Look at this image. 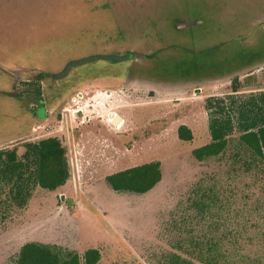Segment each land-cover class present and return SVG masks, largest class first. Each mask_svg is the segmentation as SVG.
<instances>
[{"label":"rangeland","instance_id":"rangeland-1","mask_svg":"<svg viewBox=\"0 0 264 264\" xmlns=\"http://www.w3.org/2000/svg\"><path fill=\"white\" fill-rule=\"evenodd\" d=\"M218 44L230 57L225 72L187 73ZM17 70L31 98L27 86L12 90ZM53 72L61 80L40 76ZM38 88L55 113L47 122L35 119L45 114ZM80 94L83 114L63 112ZM253 105L264 124V0H0V151L22 155L26 143L58 136L71 175L0 217V264H15L31 242L80 255L95 248L99 264L172 255L264 264V163L237 141L241 112ZM215 119H229L231 142L198 162L193 151L211 143ZM181 126L191 142L179 139ZM151 162L162 180L147 194H118L106 182Z\"/></svg>","mask_w":264,"mask_h":264},{"label":"trees","instance_id":"trees-1","mask_svg":"<svg viewBox=\"0 0 264 264\" xmlns=\"http://www.w3.org/2000/svg\"><path fill=\"white\" fill-rule=\"evenodd\" d=\"M192 27L177 31L178 33L188 32L192 30ZM222 49V45L218 44L212 53L205 51V55L201 54L205 58V63L199 59L196 60L195 64L188 66L187 73L193 72L194 75L198 76L202 72L205 75L225 72L224 69L230 67L231 61L230 57L228 59L226 55L219 54ZM247 50L256 53V55L261 54L260 49L256 47ZM244 51L245 48H237L235 55L237 61L244 60ZM216 56L219 58L215 61ZM126 58L129 59L125 57V60ZM118 60H122V58ZM82 62L77 61L74 64ZM239 66L236 65L230 70ZM202 68L205 69L201 71ZM233 90L237 92L236 87ZM36 94L38 96L41 94L39 88L36 90ZM241 113L245 114V117L241 116L239 119L241 127L237 141L241 146L247 148L253 157L264 163V124L258 125V121L254 117L255 105ZM212 124L211 143L193 151V157L198 162L220 156L227 150L231 142L227 133L230 132L229 127H227L229 119H215ZM178 136L181 141L191 142L193 140V135L186 126L179 128ZM24 148L25 152L22 155H19L16 148L0 151V217L3 220L7 218L11 208H25L37 187L48 192H54L65 186L71 176L66 157L67 151L58 136L49 137L39 142L26 143ZM161 180L162 171L159 162H151L106 177L107 184L115 193L136 195L149 193ZM101 259L100 250L95 248L88 249L83 255H80L55 245L31 242L21 248L15 264H99ZM164 264L195 263L184 260L178 255H172Z\"/></svg>","mask_w":264,"mask_h":264},{"label":"flooded vegetation","instance_id":"flooded-vegetation-1","mask_svg":"<svg viewBox=\"0 0 264 264\" xmlns=\"http://www.w3.org/2000/svg\"><path fill=\"white\" fill-rule=\"evenodd\" d=\"M125 61V57H122V60H118L117 59V61H114V62H112L111 64H112V66L113 65H116V64H119V62L121 63V62H124ZM70 66L72 65V64H74V62L73 63H68ZM81 64H83V62L82 63H80V64H75L76 66L78 65H81ZM84 65H87V64H84ZM84 65H82V66H84ZM71 67H73V66H71ZM80 67V66H79ZM74 68H75V66H74ZM19 72L20 71H16L15 72V74H14V77H15V79H14V82H12L11 84H12V86H14L13 87V89L12 90H17L18 89V86L20 85V84H22L23 85V83H19L18 81H20V77H19ZM59 74L60 73H54L53 72V74H50V75H47V74H43V75H40L41 77H43V79H45V78H48V77H51V78H53V80H61V77L59 76ZM7 76H9V75H7ZM12 76V75H11ZM62 77H64V76H62ZM25 84V83H24ZM24 86V85H23ZM25 86H27L26 88V91H25V93H26V95H27V97H29V98H31V95H30V93H31V91L28 89L29 88V86L31 87V85H29L28 83L27 84H25ZM24 86V87H25ZM44 90V89H43ZM11 93V92H10ZM32 96L33 97H35V99L38 101V107H37V109L39 110L40 109V107L41 106H43V108H44V116L42 117V118H37V115L36 114H34L35 115V119L37 120V121H39V122H47L48 120H49V118H48V116H53L55 113H54V111L53 110H49V106H48V104H47V102L45 101V99H43L42 97H44L43 95L41 96V95H37L36 94V92H32ZM11 95H18V93H14V92H12L11 93ZM38 98V99H37ZM39 98H41V99H39ZM42 102V105L40 104ZM69 103V102H68ZM68 105V104H67ZM67 107V106H66ZM66 107H64L62 110H63V112H64V110L66 109ZM36 109V110H37ZM35 110V111H36ZM55 116H57L55 119H59L58 118V116L59 115H55Z\"/></svg>","mask_w":264,"mask_h":264},{"label":"built area","instance_id":"built-area-1","mask_svg":"<svg viewBox=\"0 0 264 264\" xmlns=\"http://www.w3.org/2000/svg\"><path fill=\"white\" fill-rule=\"evenodd\" d=\"M76 97L78 99H70L66 109L64 110V112H70L71 111L73 113L74 117H76L77 114H79V113L83 114V109L79 105H84L82 103L83 99H81V94L80 95H76ZM87 106L89 108H93V104L88 103ZM74 107H77V109H74ZM113 117H115V116H113ZM113 117L111 118L110 122H113Z\"/></svg>","mask_w":264,"mask_h":264},{"label":"bare ground","instance_id":"bare-ground-1","mask_svg":"<svg viewBox=\"0 0 264 264\" xmlns=\"http://www.w3.org/2000/svg\"><path fill=\"white\" fill-rule=\"evenodd\" d=\"M114 118H115V120H114ZM119 121H120L119 118L113 117V123H114V125H118Z\"/></svg>","mask_w":264,"mask_h":264},{"label":"crops","instance_id":"crops-1","mask_svg":"<svg viewBox=\"0 0 264 264\" xmlns=\"http://www.w3.org/2000/svg\"><path fill=\"white\" fill-rule=\"evenodd\" d=\"M102 116H99V117H95V118H97V119H99V118H101ZM77 148V150L79 149V146H77L76 147ZM80 150V149H79ZM81 151V150H80ZM121 172V171H120ZM110 176V175H109ZM81 181H83V180H81ZM106 222V221H105ZM107 224V223H106Z\"/></svg>","mask_w":264,"mask_h":264}]
</instances>
